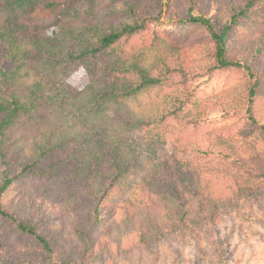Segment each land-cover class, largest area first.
I'll return each instance as SVG.
<instances>
[{
    "label": "trees",
    "instance_id": "trees-1",
    "mask_svg": "<svg viewBox=\"0 0 264 264\" xmlns=\"http://www.w3.org/2000/svg\"><path fill=\"white\" fill-rule=\"evenodd\" d=\"M263 190L264 0H0V264L114 261Z\"/></svg>",
    "mask_w": 264,
    "mask_h": 264
},
{
    "label": "rangeland",
    "instance_id": "rangeland-1",
    "mask_svg": "<svg viewBox=\"0 0 264 264\" xmlns=\"http://www.w3.org/2000/svg\"><path fill=\"white\" fill-rule=\"evenodd\" d=\"M162 28L181 33L166 19ZM83 76H73L74 87L84 83ZM96 264H264V190L247 194L195 230L160 240L151 250L139 246L130 256Z\"/></svg>",
    "mask_w": 264,
    "mask_h": 264
}]
</instances>
